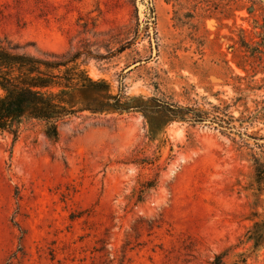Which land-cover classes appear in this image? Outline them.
<instances>
[{"label":"rangeland","instance_id":"1","mask_svg":"<svg viewBox=\"0 0 264 264\" xmlns=\"http://www.w3.org/2000/svg\"><path fill=\"white\" fill-rule=\"evenodd\" d=\"M0 40L92 44L94 81L152 101L63 122L56 142L31 123L0 135V264H211L232 247L264 264V244H239L264 216V143L239 135L264 141V0H0Z\"/></svg>","mask_w":264,"mask_h":264},{"label":"trees","instance_id":"2","mask_svg":"<svg viewBox=\"0 0 264 264\" xmlns=\"http://www.w3.org/2000/svg\"><path fill=\"white\" fill-rule=\"evenodd\" d=\"M106 57L107 54H101L100 49L88 43L56 57L33 55L0 40V135L8 133L16 139L22 127L31 123L39 125L45 137L56 142L59 125L81 115L139 112L146 117L145 104L151 100L122 93L113 96L108 84L90 77L91 62ZM255 171L264 185V164L256 162ZM153 187L154 182L149 181L141 189ZM141 194V190L136 193L138 202L142 201ZM252 216V224L239 244H250L249 250L255 252L264 244V216ZM234 249H225L211 264H245L247 253L234 254ZM228 257L233 260L226 261Z\"/></svg>","mask_w":264,"mask_h":264},{"label":"water","instance_id":"3","mask_svg":"<svg viewBox=\"0 0 264 264\" xmlns=\"http://www.w3.org/2000/svg\"><path fill=\"white\" fill-rule=\"evenodd\" d=\"M207 122V121H206ZM241 137H243V138H247V139H249V140H251V141H253V142H256V143H264V141H260V140H253V139H250V138H248V137H246V136H244V135H242V134H239Z\"/></svg>","mask_w":264,"mask_h":264}]
</instances>
